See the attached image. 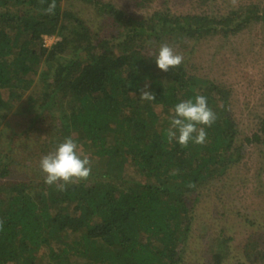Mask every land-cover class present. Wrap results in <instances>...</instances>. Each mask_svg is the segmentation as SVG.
Masks as SVG:
<instances>
[{
  "label": "trees",
  "instance_id": "16d2710c",
  "mask_svg": "<svg viewBox=\"0 0 264 264\" xmlns=\"http://www.w3.org/2000/svg\"><path fill=\"white\" fill-rule=\"evenodd\" d=\"M62 1L48 15L42 8L51 0H0V126L26 96L33 118L58 113L52 151L71 136L92 172L63 192L44 177L5 182L13 164L6 150L15 140L2 149L0 134V264H181L201 188L239 162L243 146L235 143L229 91L184 63L160 70L154 56L170 39L229 35L264 21V5L219 18L169 11L136 17L98 2L108 21L94 32ZM50 35L61 38L47 46ZM145 83L155 100L140 99ZM197 94L217 115L203 126L206 142L169 143L172 109ZM259 139L254 132L247 141ZM229 239L210 249L212 264L223 263Z\"/></svg>",
  "mask_w": 264,
  "mask_h": 264
},
{
  "label": "rangeland",
  "instance_id": "374dc122",
  "mask_svg": "<svg viewBox=\"0 0 264 264\" xmlns=\"http://www.w3.org/2000/svg\"><path fill=\"white\" fill-rule=\"evenodd\" d=\"M96 1L63 0L62 6L75 12L94 32H100L108 18L98 2L110 3L136 17L169 11L174 15L207 14L219 18L246 4L264 5V0ZM44 38L50 46L61 37ZM166 43L183 55L182 63L191 74L229 91L230 113L238 128L235 143L243 146L240 161L212 185L201 188L181 264H212L210 249L218 247L222 236L230 238L222 264H264V21L252 22L229 35L217 32L200 39L185 36ZM24 98L15 103L0 126L2 149H8V140H15L13 149L6 150L13 164L9 175L2 179L5 182L41 181L45 175L40 169L41 157L52 151L51 140L57 134L58 113H46L33 120ZM254 132L260 133V139L248 142Z\"/></svg>",
  "mask_w": 264,
  "mask_h": 264
},
{
  "label": "clouds",
  "instance_id": "9594fccd",
  "mask_svg": "<svg viewBox=\"0 0 264 264\" xmlns=\"http://www.w3.org/2000/svg\"><path fill=\"white\" fill-rule=\"evenodd\" d=\"M41 5L47 3V0H40ZM56 9V0H51L42 12L48 15H54ZM157 67L167 72L170 67H179L184 57L182 54L167 44L162 43L158 54L154 56ZM150 84L145 83L140 90V99L142 101H153L156 99L154 92L148 90ZM173 115L169 117L170 126L166 129L165 135L167 141L172 143L177 141L181 146L187 147L189 142L203 145L206 142L207 132L205 127H211L217 119L214 110L209 107L207 97L197 94L194 98L182 100L172 109ZM40 169L44 173V182L49 185H55L58 191H66L70 184H77L89 178L92 172L91 158L83 154L76 140L71 136L66 137L57 148L40 160ZM4 221L0 220V230H3Z\"/></svg>",
  "mask_w": 264,
  "mask_h": 264
}]
</instances>
